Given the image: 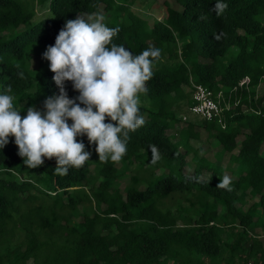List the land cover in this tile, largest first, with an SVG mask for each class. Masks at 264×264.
<instances>
[{
    "label": "trees",
    "instance_id": "16d2710c",
    "mask_svg": "<svg viewBox=\"0 0 264 264\" xmlns=\"http://www.w3.org/2000/svg\"><path fill=\"white\" fill-rule=\"evenodd\" d=\"M36 1H48L47 17L32 20L21 0H0V94L22 118L59 94L43 53L67 20L100 13L120 29L112 43L133 56L150 47L161 55L139 105L145 124L129 133L119 163L100 162L96 145L77 136L90 158L58 176L55 158L30 169L8 137L0 264H220V252L222 264H264V91L253 89L264 88V0H222L219 17L217 0H162L149 27L125 0ZM190 84L220 92L221 125L188 117ZM65 90L79 95L71 81ZM150 145L161 155L154 165ZM225 175L232 191L216 187Z\"/></svg>",
    "mask_w": 264,
    "mask_h": 264
},
{
    "label": "clouds",
    "instance_id": "9594fccd",
    "mask_svg": "<svg viewBox=\"0 0 264 264\" xmlns=\"http://www.w3.org/2000/svg\"><path fill=\"white\" fill-rule=\"evenodd\" d=\"M227 7L217 0L211 10L219 17ZM104 19L93 13L67 20L55 44L43 53L59 89L58 95L44 101L43 113L29 107L22 118L13 107V97L0 94V148L14 136L18 155L28 168L41 166L44 157L56 159L54 173L58 176L67 175L70 168H81L91 155L76 140L84 135L96 145L100 162L119 163L126 154L129 133L145 124L139 114V94L147 92L145 85L161 50L150 47L133 56L123 45L112 43L120 29L109 28ZM65 81H71L79 92L75 99L68 97ZM106 118L116 123H105ZM149 147L154 165L161 155L156 145ZM195 179L202 182L200 177ZM230 185L231 178L225 175L216 187L232 191Z\"/></svg>",
    "mask_w": 264,
    "mask_h": 264
},
{
    "label": "rangeland",
    "instance_id": "374dc122",
    "mask_svg": "<svg viewBox=\"0 0 264 264\" xmlns=\"http://www.w3.org/2000/svg\"><path fill=\"white\" fill-rule=\"evenodd\" d=\"M116 1H122V0H116ZM125 1H129L130 2V11L134 14H136L137 16H139L142 19L146 20V25L147 27H149L151 25V23L153 22V20H157L160 19V16L162 14V10L160 7L161 1L162 0H125ZM22 3L27 4V6L33 10V16H32V20L40 18L42 16L47 17L49 15L48 12V7H47V2H45L44 4H41L40 1H36V0H21ZM123 2V1H122ZM23 4V5H24ZM234 51V50H233ZM35 59L32 58L31 63L32 65H34ZM160 64H166V65H171L172 62L167 61L165 58H162L159 61ZM255 89V91H264V88H260V87H255L253 88ZM139 101H140V106L143 105L145 106L146 103H148V100L144 97V95L142 93L139 94ZM144 101H146V103H144ZM179 118V113L176 114V118ZM188 117L192 120L197 119L191 115H188ZM187 117V118H188ZM185 122V121H184ZM204 135L203 133L201 134V138L203 139ZM205 148H208L207 145H204ZM213 151L212 149H209L206 151V156L209 160H213L212 155H213ZM225 160V159H224ZM224 160L222 161V164H224ZM122 186V184H120V187ZM257 233L262 236L264 234V232L257 230ZM222 256L223 253L220 252L219 254V258H220V264L223 263L222 261ZM206 262V261H205Z\"/></svg>",
    "mask_w": 264,
    "mask_h": 264
},
{
    "label": "built area",
    "instance_id": "2783aa9c",
    "mask_svg": "<svg viewBox=\"0 0 264 264\" xmlns=\"http://www.w3.org/2000/svg\"><path fill=\"white\" fill-rule=\"evenodd\" d=\"M246 82L247 79H243L239 84ZM219 96L220 92L212 94L209 89L202 85L191 84V104L187 108V113L199 120L207 122L215 121L217 124L221 125L220 112L222 111V108L217 102ZM225 109L227 110V106H225ZM180 118L184 121L186 115H181Z\"/></svg>",
    "mask_w": 264,
    "mask_h": 264
}]
</instances>
